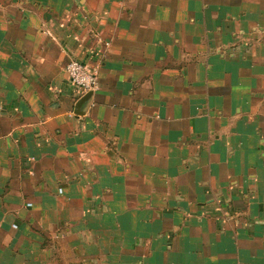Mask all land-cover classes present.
Returning <instances> with one entry per match:
<instances>
[{
  "label": "crops",
  "instance_id": "0c3cea01",
  "mask_svg": "<svg viewBox=\"0 0 264 264\" xmlns=\"http://www.w3.org/2000/svg\"><path fill=\"white\" fill-rule=\"evenodd\" d=\"M0 264H264V0H0Z\"/></svg>",
  "mask_w": 264,
  "mask_h": 264
},
{
  "label": "built area",
  "instance_id": "2783aa9c",
  "mask_svg": "<svg viewBox=\"0 0 264 264\" xmlns=\"http://www.w3.org/2000/svg\"><path fill=\"white\" fill-rule=\"evenodd\" d=\"M64 72L81 94H91L98 88V72L95 67L88 68L77 60H71L66 64Z\"/></svg>",
  "mask_w": 264,
  "mask_h": 264
},
{
  "label": "water",
  "instance_id": "95a60500",
  "mask_svg": "<svg viewBox=\"0 0 264 264\" xmlns=\"http://www.w3.org/2000/svg\"><path fill=\"white\" fill-rule=\"evenodd\" d=\"M84 100H85V99L81 100V101L78 103L77 107H79V105H81V104L83 103Z\"/></svg>",
  "mask_w": 264,
  "mask_h": 264
}]
</instances>
